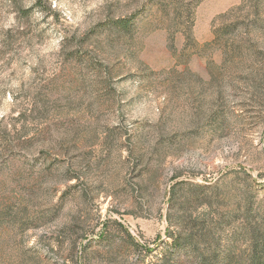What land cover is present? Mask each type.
Listing matches in <instances>:
<instances>
[{
	"label": "rangeland",
	"instance_id": "1",
	"mask_svg": "<svg viewBox=\"0 0 264 264\" xmlns=\"http://www.w3.org/2000/svg\"><path fill=\"white\" fill-rule=\"evenodd\" d=\"M163 257L264 259V0H0V264Z\"/></svg>",
	"mask_w": 264,
	"mask_h": 264
},
{
	"label": "trees",
	"instance_id": "2",
	"mask_svg": "<svg viewBox=\"0 0 264 264\" xmlns=\"http://www.w3.org/2000/svg\"><path fill=\"white\" fill-rule=\"evenodd\" d=\"M251 20V19H250ZM243 21V20H242ZM180 239L177 238L173 241V245L176 246V243H179ZM161 260V259H160ZM162 260L165 261V263L163 264H169L168 263V260L166 257H163ZM200 264H225L221 261H217V260H207V259H201L199 261ZM231 264H234V263H231ZM243 264H264V259H260V258H257V257H252L249 261H246L245 263Z\"/></svg>",
	"mask_w": 264,
	"mask_h": 264
}]
</instances>
